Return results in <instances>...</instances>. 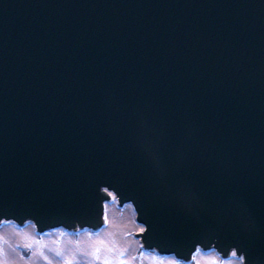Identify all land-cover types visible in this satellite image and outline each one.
Wrapping results in <instances>:
<instances>
[{
  "label": "water",
  "instance_id": "95a60500",
  "mask_svg": "<svg viewBox=\"0 0 264 264\" xmlns=\"http://www.w3.org/2000/svg\"><path fill=\"white\" fill-rule=\"evenodd\" d=\"M264 264V0H0V215L92 223Z\"/></svg>",
  "mask_w": 264,
  "mask_h": 264
},
{
  "label": "clouds",
  "instance_id": "9594fccd",
  "mask_svg": "<svg viewBox=\"0 0 264 264\" xmlns=\"http://www.w3.org/2000/svg\"><path fill=\"white\" fill-rule=\"evenodd\" d=\"M98 216L92 223L41 226L31 215H0V264H248L237 247L222 251L215 239L192 245L187 257L149 247V225L137 202L107 184L98 186Z\"/></svg>",
  "mask_w": 264,
  "mask_h": 264
}]
</instances>
